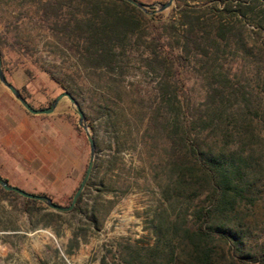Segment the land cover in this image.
<instances>
[{"label":"trees","instance_id":"trees-1","mask_svg":"<svg viewBox=\"0 0 264 264\" xmlns=\"http://www.w3.org/2000/svg\"><path fill=\"white\" fill-rule=\"evenodd\" d=\"M12 1L18 7L15 31L10 41L6 24L0 31L1 67L10 52L18 66L23 59L35 63L32 47L16 30L27 19L60 41L83 69L109 77L133 62L163 72L160 99L170 117L159 123L168 146L158 178L160 203L150 221L153 239L125 243L121 263L264 264V246L250 242L245 222L264 180L262 0H175L173 19L145 14L124 0ZM191 66L204 90L195 104L183 76ZM23 72L30 75L28 67ZM58 84L78 102L70 86ZM89 183L90 177L84 189ZM82 194L70 212L83 213ZM0 199H19L28 214L47 208L1 187ZM96 211L84 214L91 226Z\"/></svg>","mask_w":264,"mask_h":264},{"label":"rangeland","instance_id":"rangeland-1","mask_svg":"<svg viewBox=\"0 0 264 264\" xmlns=\"http://www.w3.org/2000/svg\"><path fill=\"white\" fill-rule=\"evenodd\" d=\"M138 1L154 4L165 0ZM169 8L157 13L173 19L175 14L169 16ZM258 9L264 14V0ZM17 12L14 1L0 0V31L6 24L3 29L7 41L15 31L13 16ZM246 25L253 38L252 25ZM16 30L32 47L35 63L23 59L18 66L15 55L6 53L2 66L6 80L34 108L49 105L61 92L58 83L70 86L93 139L94 155L89 186L81 190L83 213L60 212L46 206L28 214L20 210L19 199H0V264H122L121 246L134 241L151 243L153 239L150 221L160 203L158 178L168 146L159 123L170 117L160 99L163 72L138 68L131 62L121 74L114 71L108 77L104 70L83 69L70 50L34 21L25 19ZM23 67L29 68V76ZM183 76L191 102L202 100L204 90L197 68L188 67ZM4 116L12 120L33 118L31 138L44 159L39 165L43 170L56 168L60 160H78L79 167L74 172L69 168L54 182L58 187L46 194L56 204L67 205L89 155L86 137L76 124L77 115L69 101L61 98L48 114H30L0 84V125ZM62 124L68 127L67 135L61 130ZM47 141H51V152H58V159H48ZM5 181L25 192L30 183H37L35 175L24 181L22 175L10 174ZM43 184L47 190L46 178ZM93 209L97 210L98 221L91 226L84 214ZM245 222L251 230L250 242L264 246V180L260 197Z\"/></svg>","mask_w":264,"mask_h":264},{"label":"crops","instance_id":"crops-1","mask_svg":"<svg viewBox=\"0 0 264 264\" xmlns=\"http://www.w3.org/2000/svg\"><path fill=\"white\" fill-rule=\"evenodd\" d=\"M3 120L5 122L3 121V124L0 125V178L6 180L10 174L14 176L22 175L23 180L27 181L28 176L31 178L35 175L37 183H30L28 192L47 194L49 190L58 187L59 184H54V182L56 179H60L69 168H72L74 172L79 167L77 159H70L68 161H58L59 165L56 168L43 170L39 165L44 159L37 153V143L31 138V131L35 130L33 118L25 116L21 120H12L10 117L6 118L4 116ZM61 130H63L64 135L69 132L66 124H62ZM45 148L48 151V159H58V152L55 154L51 152V141L46 142ZM14 155L17 156V159L12 160ZM45 178L49 182L47 190L43 186ZM50 181H53V183H50Z\"/></svg>","mask_w":264,"mask_h":264},{"label":"water","instance_id":"water-1","mask_svg":"<svg viewBox=\"0 0 264 264\" xmlns=\"http://www.w3.org/2000/svg\"><path fill=\"white\" fill-rule=\"evenodd\" d=\"M124 1H126L130 5L138 8L139 10H141L145 14H153V13H157V12L168 9L170 6H172L174 4L175 0H165L164 2H157L154 4H145V3L140 2L138 0H124ZM149 7H153V9L149 10ZM0 84L2 86H4L9 91L11 96L22 106V108L30 114H48V113L53 111L56 104L58 103V101L61 98H66L69 101L70 106L72 107L73 111L77 115L76 124L79 127H81V129L84 132V135H85L87 143H88L89 155H88V162H87L86 168L84 170V173L80 179L78 186L76 187V189L74 190V192L71 196L70 202L67 205H65V206L58 205V204L54 203L49 197H47L45 195L25 192V191L15 187V186L9 185L4 179L0 178V187L5 191H12V192L20 195L23 198H27V199H31V200H37V201L43 203L48 208L56 210V211H60V212L70 211L73 208V206L75 205L76 200L79 197L80 192L86 183V180L89 176V173H90V170L92 167L93 155H94L93 139L89 133L87 125L85 124L84 115H83L82 110L80 109L76 100L66 91H62V92L58 93L52 99V101L49 103V105L46 107H43V108L32 107L21 96L19 90L17 88H15L11 83H9L6 80V78L3 74V71H2V67H1V59H0Z\"/></svg>","mask_w":264,"mask_h":264}]
</instances>
